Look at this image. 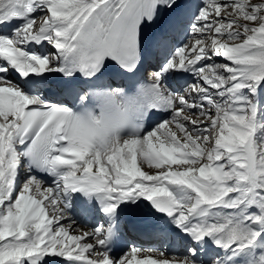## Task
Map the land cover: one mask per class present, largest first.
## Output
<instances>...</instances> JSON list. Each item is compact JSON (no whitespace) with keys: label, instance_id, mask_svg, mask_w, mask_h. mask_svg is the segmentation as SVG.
Masks as SVG:
<instances>
[{"label":"snow or ice","instance_id":"6c2138e0","mask_svg":"<svg viewBox=\"0 0 264 264\" xmlns=\"http://www.w3.org/2000/svg\"><path fill=\"white\" fill-rule=\"evenodd\" d=\"M0 264H264V0H0Z\"/></svg>","mask_w":264,"mask_h":264},{"label":"bare ground","instance_id":"6f19581e","mask_svg":"<svg viewBox=\"0 0 264 264\" xmlns=\"http://www.w3.org/2000/svg\"><path fill=\"white\" fill-rule=\"evenodd\" d=\"M145 170H148V169H145ZM80 227H83L82 225H80Z\"/></svg>","mask_w":264,"mask_h":264},{"label":"rangeland","instance_id":"374dc122","mask_svg":"<svg viewBox=\"0 0 264 264\" xmlns=\"http://www.w3.org/2000/svg\"><path fill=\"white\" fill-rule=\"evenodd\" d=\"M220 62H222V61H220Z\"/></svg>","mask_w":264,"mask_h":264}]
</instances>
